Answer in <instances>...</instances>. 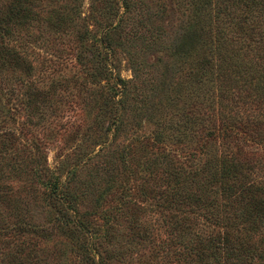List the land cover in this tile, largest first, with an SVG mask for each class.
Returning a JSON list of instances; mask_svg holds the SVG:
<instances>
[{"label":"rangeland","instance_id":"1","mask_svg":"<svg viewBox=\"0 0 264 264\" xmlns=\"http://www.w3.org/2000/svg\"><path fill=\"white\" fill-rule=\"evenodd\" d=\"M214 2L200 8L202 17L212 7L215 13ZM25 4L29 16L4 35L17 57L0 64V264H194L208 236L243 232L247 222L238 214L244 202L218 203L220 156L232 138L217 129L228 105L219 103L215 74L189 84L193 74L180 63L170 80L183 86L177 110L165 121L179 120L196 84L210 100L200 115L205 127L196 122L189 128L183 117L177 128L162 125L159 140L143 113L156 99L151 77L162 62L174 63L165 45L190 22L201 24L192 0H128L126 9L120 0L109 9L105 0ZM207 22L214 28L211 18ZM102 30L107 40H100ZM102 43L112 46V76L99 71ZM115 82H124V94L115 93ZM113 107L120 121L107 131ZM206 160V168L198 166ZM67 171L79 232L61 224L50 186ZM199 186L201 205L186 197ZM254 195L264 198V191ZM256 221L260 226L250 236L264 254V216Z\"/></svg>","mask_w":264,"mask_h":264},{"label":"trees","instance_id":"2","mask_svg":"<svg viewBox=\"0 0 264 264\" xmlns=\"http://www.w3.org/2000/svg\"><path fill=\"white\" fill-rule=\"evenodd\" d=\"M105 1L107 9L112 7L114 0ZM26 2L32 0H0V64L6 63L13 54L17 57L15 46L5 41L4 35L10 33L11 26L23 22L29 16L31 9ZM120 2L123 9L128 7V0ZM206 2L207 0H192V13H198L199 17H202L199 10ZM213 4L214 14L212 7L211 12L207 11L208 16L202 17L200 25L196 27L195 22H190L186 28H180L165 45V48L169 49L171 62L174 63L167 65L162 62L155 76L151 77L154 88L152 97L156 99H152L145 106L143 113L154 124L152 129L154 138L159 140L164 132L162 125L177 128L174 124H180L179 121L183 117L189 122H186L189 128L196 122L205 127L200 115L209 107L210 100L205 91L199 92V86L196 84L190 88V92L193 94L196 89L197 94L195 96L186 94V110L180 111L182 116L179 120L165 121L166 114L177 110L174 104L175 100L180 98L183 86L180 82L172 86L170 80L174 77L173 68L179 67L180 63L188 68L185 74L187 72L193 74V81L191 80L189 84L200 81V77L208 73L215 74L220 89L219 103L221 100L222 107L228 105V108L217 116V129L224 127L232 138L231 147L220 156L223 163L220 167V178H217L220 193L218 203L244 202L238 216L247 224H241L243 232L234 237L224 229L220 235L208 236L207 243L202 242V248L195 251L197 260L194 264H202V261L209 259L210 256L217 259V264H264L262 249L258 248L256 238L251 239L250 236L251 232L259 228L262 221H256V217L264 216V198L254 195L256 192L264 191V0H216ZM208 18H211L214 28L204 26L208 23ZM105 35L106 30H102L100 40L106 39ZM158 39L160 43H157L160 46L162 38ZM100 47L101 52H98L104 60L99 64V71L103 75L112 76L113 66L108 60V57L113 55L112 46L102 43ZM212 51L215 53L214 56L211 55ZM175 63L178 64L175 66ZM115 85V93L124 94V82H115ZM117 100H120V96ZM117 100L115 102H118ZM119 121L120 111L113 107L112 117L105 129L107 131L114 129ZM184 122L182 121V124ZM208 134L209 131H206L204 136ZM203 152L206 150L203 149ZM207 161L198 166H203ZM215 171L214 167L210 174H215ZM67 173L65 177L67 180L53 179L50 186L60 213L61 224L70 232H79L83 224L77 218L74 207L69 204L70 196L66 181L70 179L72 171ZM194 173H197V169ZM197 183L195 181V184ZM199 190L187 191L186 197L200 204L205 191H201L202 186H199ZM208 201V204L214 202ZM214 207L223 209L215 202ZM223 226L228 229L229 225ZM220 252L223 255L217 258ZM255 259L261 262L255 263Z\"/></svg>","mask_w":264,"mask_h":264}]
</instances>
